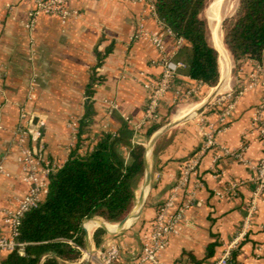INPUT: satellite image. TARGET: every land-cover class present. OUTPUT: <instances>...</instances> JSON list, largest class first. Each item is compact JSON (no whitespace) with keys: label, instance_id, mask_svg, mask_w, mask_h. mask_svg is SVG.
I'll return each instance as SVG.
<instances>
[{"label":"crops","instance_id":"crops-1","mask_svg":"<svg viewBox=\"0 0 264 264\" xmlns=\"http://www.w3.org/2000/svg\"><path fill=\"white\" fill-rule=\"evenodd\" d=\"M32 7L26 0H0V167L4 171L0 175V206L9 209L18 208L29 192L20 162L19 129L23 113L28 114L31 124V135L24 146L42 150L47 162L56 169L62 168L77 146L72 140L74 121L85 116L86 92L96 72L101 83L95 87V115L83 136L80 155H86L104 133L124 137L126 154L130 144H143L147 150L146 133L150 125H144L148 99L144 84L149 78H160L162 60L165 56L174 57L176 52L177 39L161 28L145 2L72 0L67 9L77 15L64 21L59 15L41 14L35 30L30 32L25 25ZM141 25L145 31L162 36L164 53L150 41L135 38ZM215 48L226 56L227 51L223 54L219 47ZM255 64L243 60L236 77L227 70L219 85L210 90L196 80L178 75L160 102L157 124L178 121L201 109L213 95L235 93L249 85ZM192 89L197 93L191 98L176 100L179 93ZM263 101L261 83L238 100L225 122L220 121L223 106L214 105L158 139L146 156L151 183L140 216L129 219L116 234L109 232L117 229L118 224L105 222L106 231L98 225L104 222L101 218L87 220L83 226L89 238L85 232L83 253L96 254L115 243L124 261H138L143 252V235L176 186L183 164L203 148V131L213 125L220 129L218 146L205 153L196 174L180 191L177 207L184 203L189 207L160 261L216 264L225 247L239 236L249 216L257 173L245 161L256 164L264 158L260 139L251 132L256 109ZM174 107L177 112H173ZM145 179L146 174L137 189L131 213L139 210ZM234 183L240 187L235 196H230L228 189ZM99 229L105 232L100 247L94 238ZM9 230L4 221L0 222L3 236ZM7 255L0 252V264ZM231 264H264V202H258L248 234L234 252Z\"/></svg>","mask_w":264,"mask_h":264},{"label":"trees","instance_id":"trees-1","mask_svg":"<svg viewBox=\"0 0 264 264\" xmlns=\"http://www.w3.org/2000/svg\"><path fill=\"white\" fill-rule=\"evenodd\" d=\"M159 19L185 47L174 56L185 68L179 75L187 76L207 87L216 88L221 79L219 53L209 41L210 28L202 14L207 0H154ZM224 44L239 67L243 60L264 59V0H240L235 15L223 23ZM100 58V55H99ZM102 58L99 59V66ZM101 79L94 72L86 92L85 116L81 119L77 146L68 162L51 175L49 193L43 204L22 220L19 244L1 264H61L80 262L84 256L83 225L94 217L117 224L133 210L136 192L146 174V147L129 145L124 137L104 133L90 151L79 153L83 136L95 115V87ZM162 125H152L150 139ZM105 232L95 233V242L102 245Z\"/></svg>","mask_w":264,"mask_h":264},{"label":"built area","instance_id":"built-area-1","mask_svg":"<svg viewBox=\"0 0 264 264\" xmlns=\"http://www.w3.org/2000/svg\"><path fill=\"white\" fill-rule=\"evenodd\" d=\"M33 4V7L28 13L29 20L25 27L30 32L35 30L37 19L41 14L59 15L65 21L71 15H77V13H70L67 9L68 2L72 0H26ZM136 2H145L149 5L153 17L159 22L161 28L164 31L177 39L176 52L183 48L185 43L184 39L177 38L174 32L164 24L157 14L156 5L154 0H133ZM136 39H146L153 43L157 49L162 53L165 52V45L161 35L156 33H150L145 31L144 26L141 25L139 33L135 36ZM174 57L165 56L162 60L163 73L158 79L149 78L144 84V88L147 91L148 99L145 106L144 125H154L160 120V102L163 97L170 90L171 85L175 77H177L178 71L181 68H185V64L182 62H174ZM253 61V60H251ZM256 64L254 72L251 74V82L249 85L242 87L239 91L231 94H226L214 103V105L223 106L221 112L220 121L225 122L234 111L238 100L247 92L256 88L259 84H264V59L262 62L254 61ZM203 85L202 83H200ZM195 93L196 89L189 90L183 94L177 95V101L189 99ZM74 129L79 128L78 122L74 123ZM30 119L27 113H23L21 116L20 126V142L22 145V152L20 162L22 164L23 181L29 185L28 194L19 202L18 208L9 209L0 206V222L4 221L9 227V234L3 236L0 232V252L7 254L15 251L18 247H23L19 244L17 239L19 237V229L23 218L30 211L39 208L45 201L50 186V178L56 169L50 162H47L43 156V151L36 148L24 146L26 140L31 135ZM205 143L201 151L192 159L187 161L181 167V176L172 189L169 198L159 207L155 219L152 221L150 228L145 232L142 237V256L138 261H124L121 257L120 247L115 243H110L96 254H92L90 262L93 261L96 264H162L160 256L169 245L170 237L177 233V229L182 221L185 219V213L189 205L184 203L177 207V199L179 193L184 189L191 176L196 174V169L205 155V153L214 147L218 146L217 136L220 133V129L211 125L209 129L204 130ZM251 132L257 134L264 149V101L256 109ZM227 154H231L226 151ZM247 165H250L257 173L256 181L257 187L253 194V200L249 209V216L245 220L243 229L239 236L227 245L218 259L216 264H231L234 252L238 249L240 242L248 234L251 219L256 211L258 202H264V158L253 164L252 162L245 161ZM4 174L3 168L0 167V175ZM239 183H234L228 189V195L235 196L239 189ZM218 196L222 197L221 193ZM92 262V263H93Z\"/></svg>","mask_w":264,"mask_h":264},{"label":"rangeland","instance_id":"rangeland-1","mask_svg":"<svg viewBox=\"0 0 264 264\" xmlns=\"http://www.w3.org/2000/svg\"><path fill=\"white\" fill-rule=\"evenodd\" d=\"M207 1H208V6L204 10L202 16H203V18H205L208 21V24H209V28H210L209 41H210L211 45L215 48V46L218 47L216 41H217L218 38H220L221 39V42L223 44V48H225L224 50L227 51L225 57L222 56L220 54V52H218L219 53V56H220L219 63H220L221 79H222V77H224L223 74H225L227 70H229V73L231 72V75H233V77H236L238 75V72H239V67L236 66V64H235V62H234V60L232 58L231 53L229 52V50L226 48V46L224 44L223 23H224V21L226 19H229V18H231V17H233L235 15V13L237 12V9L239 7L240 0H226V1H223L221 3V5H220L221 8H219V10H220V18H221L220 21H221V23L218 21V18H216V19H213L212 18V13L215 10L216 5H217V3H218L219 0L218 1L217 0H207ZM212 30H213V32H212ZM215 31H217V34L219 36L215 33ZM221 79H220V82H221ZM224 95H226V94H220V95L215 94V95H213L211 97V99H209L208 103H206L204 105L205 108H207V107H211V108L214 107V103L217 101V99H219L220 97H222ZM177 109L178 108H175L174 107L172 110H173V112H177ZM187 112L188 111H185V113H187ZM194 113L195 112H192L190 115H188V116H186L184 118H181L178 121H173V122H178V124H179V123H181L182 121H184L186 119H190L192 117L197 116V115H194ZM74 122H78V124L80 125V121L76 120ZM173 122H162V123H160V125H162V126L158 129V131L160 129H162L163 127H165V126H167V125H169L170 123H173ZM150 127H151V125H150ZM78 131H79V128L76 130L73 127V139L72 140H73L74 145H76L77 140H78V138H77ZM169 131H167L166 133H168ZM166 133L163 134L161 137L165 136ZM153 136L149 139L148 144H147L148 146H149V143H150L151 139L153 138ZM108 224H110V225H117L118 223L117 224L108 223ZM87 259H88V254L85 251L82 260L80 262L76 263V264H80L84 260H87ZM92 262L93 261H91L90 264H92ZM93 263H95V262H93ZM68 264H72V263H68Z\"/></svg>","mask_w":264,"mask_h":264},{"label":"water","instance_id":"water-1","mask_svg":"<svg viewBox=\"0 0 264 264\" xmlns=\"http://www.w3.org/2000/svg\"><path fill=\"white\" fill-rule=\"evenodd\" d=\"M203 109H205V106H203L201 109H199L198 111H196L194 113V115H199L202 112ZM177 124H178V122L170 123L169 125L163 127L158 132H156V134L153 136V138L151 139V141L149 143V146H148L147 151H146V156L149 155V153H151V151H152L153 147L155 146L156 142L158 141V139L163 134H165L167 131H169L171 128H173ZM150 183H151V174H150L149 166H148V163H147L146 164V179H145V184H144L145 189H144V191L142 193V196H141V198L139 200V210H138V212L137 213L134 212V213L129 214L123 221H121L120 223H118L116 230H114L113 232H109V233L116 234V233L122 231L124 229V227H125V224L127 223V221L129 219H131V218H138L140 216V211H141V209H142V207L144 205V202H145V192H147L150 189ZM105 224H106L105 222H102L101 228L105 229V227H104ZM83 229L86 232V237L89 238V233L86 230L85 226H83ZM88 255H89L88 259L87 260H84L80 264H90V257L92 255V253L91 252H88Z\"/></svg>","mask_w":264,"mask_h":264},{"label":"bare ground","instance_id":"bare-ground-1","mask_svg":"<svg viewBox=\"0 0 264 264\" xmlns=\"http://www.w3.org/2000/svg\"><path fill=\"white\" fill-rule=\"evenodd\" d=\"M218 1V0H217ZM223 1H226V0H219L218 1V3H217V5H216V8H215V10L213 11V13H212V18L213 19H216V18H218V21L221 23V21H220V10H219V8H221L220 7V5H221V3L223 2ZM225 4V3H224ZM218 22V23H219ZM220 27V26H219ZM212 32H213V30H212ZM215 33L217 34V31H215ZM218 35V34H217ZM219 36V35H218ZM216 39V38H215ZM216 41V40H215ZM216 43H217V45H218V50L220 49V51L223 53V54H225V48H223V44H222V42H221V39L220 38H218L217 39V41H216ZM98 225L99 226H101L102 225V223H98ZM104 227L105 228H107V225L105 224L104 225ZM110 228H112V227H110ZM116 230V229H115Z\"/></svg>","mask_w":264,"mask_h":264}]
</instances>
